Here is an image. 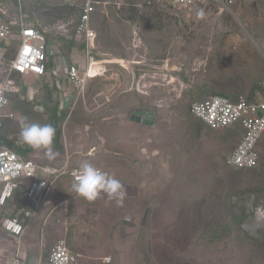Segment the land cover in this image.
Instances as JSON below:
<instances>
[{
	"label": "rangeland",
	"instance_id": "rangeland-1",
	"mask_svg": "<svg viewBox=\"0 0 264 264\" xmlns=\"http://www.w3.org/2000/svg\"><path fill=\"white\" fill-rule=\"evenodd\" d=\"M81 1L70 8L62 0H31L22 12L47 30L66 59L82 57L81 46L74 52L67 45ZM95 1L94 79L79 91L62 81L67 100L58 96L54 78L46 83L10 74L16 42L8 49L0 44V82L8 78L26 89L25 98L9 97L12 117L1 119L0 129L24 144L21 118L49 124L42 106L57 102V143L51 153L34 148L27 158L64 172L87 161L120 180L126 197L119 206L106 194L86 201L72 191L67 174L50 184L36 207L20 204L17 191L0 208V220L30 212L38 214L37 224L22 240L0 227V264L16 256L23 262L19 250L26 245V253L43 254L41 264H47L58 239L81 256L80 264H105L108 257L110 264H264V223L258 225L255 214L264 209V135L257 167L235 170L226 159L241 128L211 131L189 113L192 102L214 94L264 98V0H209L190 12L167 1ZM0 3L8 19L17 16L9 0ZM147 113L153 114L150 125L130 119ZM54 204L46 221L54 226L47 230L41 221Z\"/></svg>",
	"mask_w": 264,
	"mask_h": 264
},
{
	"label": "built area",
	"instance_id": "built-area-1",
	"mask_svg": "<svg viewBox=\"0 0 264 264\" xmlns=\"http://www.w3.org/2000/svg\"><path fill=\"white\" fill-rule=\"evenodd\" d=\"M17 11L14 19L7 18L6 8L0 6V44L16 42L14 54L8 64V71L17 76H33L52 82L53 78L61 100L69 98V92H61V82H66L70 89L79 91L86 80H91L90 71L96 62L91 55L97 40L92 25L95 6L100 2L82 0L80 13L74 28L73 51L81 46L82 57L72 53L66 59L59 46L47 38V30L31 21L22 12V4L31 0H9ZM43 1V0H40ZM65 5L77 7L78 0H62ZM142 5L150 6L154 1H167L174 9L190 12L192 8L204 5L209 0H139ZM231 4L229 0L227 5ZM101 69V67H100ZM102 70V69H101ZM100 70V71H101ZM21 88L11 79L0 82V120L11 118L7 113L11 95L20 94ZM72 91V90H71ZM189 113L212 131H224L239 126L242 135L234 149L228 155L226 163L235 170H252L259 163L258 143L264 135V98L260 96L237 95L231 99L226 95H211L201 101L189 105ZM1 127V123H0ZM77 169L64 172L63 169L47 165H38L31 158L19 155L7 146H0V207L13 198L17 191L21 198L34 206L42 203L49 192L50 184L61 175L68 174L74 179ZM256 223H264V209L256 210ZM29 218L30 212H24ZM0 227L6 234L20 239L25 231L24 225L17 219L4 216ZM81 256L70 250L65 239H58L49 250L48 264H80ZM111 258H104L103 263L110 264ZM3 264H22L18 256Z\"/></svg>",
	"mask_w": 264,
	"mask_h": 264
},
{
	"label": "clouds",
	"instance_id": "clouds-1",
	"mask_svg": "<svg viewBox=\"0 0 264 264\" xmlns=\"http://www.w3.org/2000/svg\"><path fill=\"white\" fill-rule=\"evenodd\" d=\"M55 131V128L51 124L27 123L25 122V118L22 117L19 137L24 144L37 149H46L51 153ZM72 191L78 197L89 202L97 200L101 194H106L108 199L115 200L118 206L123 204L126 197L125 187L120 180L113 175L99 170L87 161L81 163L79 170L74 176ZM22 264L24 263L22 262Z\"/></svg>",
	"mask_w": 264,
	"mask_h": 264
},
{
	"label": "trees",
	"instance_id": "trees-1",
	"mask_svg": "<svg viewBox=\"0 0 264 264\" xmlns=\"http://www.w3.org/2000/svg\"><path fill=\"white\" fill-rule=\"evenodd\" d=\"M70 8H74V7H70ZM72 44H73V41H71V40L70 41H67L68 49L70 48V45H72ZM1 45L5 49H8L9 46H10V42H4ZM44 82L48 83L45 80H44ZM46 101L48 102V104L51 101V96H50V93H48V92L46 93ZM42 107L44 109V112H48L49 113V119H48L49 124H51L55 128V130H57L56 127H55V124H54V122L55 121H58L59 120V117H60V116H58L59 115V112H58V108H57L58 107L57 102L52 107H50L49 105L48 106L47 105L46 106H42ZM29 112L31 114H34L33 113L34 111H32V109H29ZM37 112H39V111H37ZM62 117L65 118V114H63ZM59 134H60L59 132L55 131V139H54L53 143H57V141L59 139ZM7 135H8V132L7 131H2V129H0V146L6 145L11 150L16 151L19 155H21L23 157H26V158L29 155V153H31L33 151L34 148L31 147V146H29V145H27V144L26 145L25 144H22V143H20V144L15 143L14 144V142L12 140H8L6 138ZM16 196H18V195H16ZM13 197H15V195ZM22 200H24V199L21 198V201ZM18 201H19V199H18ZM7 203H9V201ZM7 203L4 206H6ZM19 203H20V201H19ZM8 216L9 217H12V218H17L22 223V225H24V222L21 221V215L14 214V215H8Z\"/></svg>",
	"mask_w": 264,
	"mask_h": 264
},
{
	"label": "crops",
	"instance_id": "crops-1",
	"mask_svg": "<svg viewBox=\"0 0 264 264\" xmlns=\"http://www.w3.org/2000/svg\"><path fill=\"white\" fill-rule=\"evenodd\" d=\"M0 6H1V3H0ZM90 74H91V78H93L94 77V74L92 73V71H90ZM48 83H50V82H48ZM24 93H26V89L25 88H21V91H20V95L22 96V97H26V95L24 94ZM61 96V93L60 94H58V96ZM45 104V103H44ZM42 109V108H41ZM263 138V137H262ZM261 141H262V139H261ZM261 141L258 143V146H257V150H258V153H262V150H260V148H261ZM264 147V146H263ZM263 152H264V150H263ZM259 167V166H258ZM68 169V168H67ZM71 169V168H70ZM69 170V169H68ZM72 170H75V168H72ZM78 170V169H77ZM69 171H71V170H69ZM68 171V172H69ZM69 176V175H68ZM258 177H259V175H258ZM14 199V197L12 198V199H10L9 200V202L10 201H12ZM19 201H21V199H19ZM8 204V203H7ZM20 204H22V203H20ZM32 204V203H31ZM48 205H50V201H49V203H48ZM58 206H59V204H54V206H52V207H50V209L48 210V211H50L47 215H45V213H44V211L45 210H47V209H43L42 210V212L44 213V216H43V219H42V221H41V226H42V224H45V225H47L44 229H47L48 230V226H51V227H53L54 225H52V224H50V223H48V222H46L51 216H52V213L53 212H55L56 210H57V208H58ZM36 207V206H35ZM53 211V212H52ZM18 215H21V221H23L24 222V227H25V231H24V234L23 235H25V233H26V231H32V229H33V226H36V224L37 223H35V222H33V220H34V218H37V215L38 214H31V216L29 217V218H26V217H24V215H23V213H19L18 212ZM34 216V217H33ZM44 221H45V223H44ZM4 233V232H3ZM5 235H7L8 237H12V236H10V235H8V234H6V233H4ZM13 239L15 238V237H12ZM22 238V237H21ZM20 238V239H21ZM15 239H17V238H15ZM22 240V239H21ZM21 248V250H22V247H20ZM24 249H23V251H20L19 250V253H21V256L23 257V263L24 264H41L42 262H43V258L45 257L43 254H41V255H38V254H35L34 252H32L31 250L29 251V252H27L26 253V251L28 250V249H31V247L29 246V245H26V246H24L23 247ZM29 254V255H28ZM27 256H28V259H27Z\"/></svg>",
	"mask_w": 264,
	"mask_h": 264
},
{
	"label": "water",
	"instance_id": "water-1",
	"mask_svg": "<svg viewBox=\"0 0 264 264\" xmlns=\"http://www.w3.org/2000/svg\"><path fill=\"white\" fill-rule=\"evenodd\" d=\"M146 117L147 118H142L141 116L139 115H133L132 117H130L132 120H135V121H138V122H141V123H144V124H152L153 121H152V117H153V114L152 113H147L146 114ZM142 118V119H141Z\"/></svg>",
	"mask_w": 264,
	"mask_h": 264
},
{
	"label": "flooded vegetation",
	"instance_id": "flooded-vegetation-1",
	"mask_svg": "<svg viewBox=\"0 0 264 264\" xmlns=\"http://www.w3.org/2000/svg\"><path fill=\"white\" fill-rule=\"evenodd\" d=\"M140 115V114H139ZM131 119V118H130ZM142 119V118H141Z\"/></svg>",
	"mask_w": 264,
	"mask_h": 264
},
{
	"label": "bare ground",
	"instance_id": "bare-ground-1",
	"mask_svg": "<svg viewBox=\"0 0 264 264\" xmlns=\"http://www.w3.org/2000/svg\"><path fill=\"white\" fill-rule=\"evenodd\" d=\"M91 77V76H90Z\"/></svg>",
	"mask_w": 264,
	"mask_h": 264
}]
</instances>
